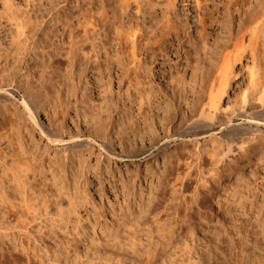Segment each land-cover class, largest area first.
<instances>
[{
	"label": "rangeland",
	"instance_id": "374dc122",
	"mask_svg": "<svg viewBox=\"0 0 264 264\" xmlns=\"http://www.w3.org/2000/svg\"><path fill=\"white\" fill-rule=\"evenodd\" d=\"M113 1L107 20L140 21L141 46H154L141 97L129 43L101 34L110 74L48 56L42 73L35 24L50 0H0V264H264V29L248 26L264 0ZM229 65L214 121L246 131L221 166V132L197 150L175 134ZM30 113L63 143L48 146Z\"/></svg>",
	"mask_w": 264,
	"mask_h": 264
},
{
	"label": "bare ground",
	"instance_id": "6f19581e",
	"mask_svg": "<svg viewBox=\"0 0 264 264\" xmlns=\"http://www.w3.org/2000/svg\"><path fill=\"white\" fill-rule=\"evenodd\" d=\"M68 1L69 0H50L49 5L44 9L45 12L42 13V21L38 25L35 24V26H37L36 27V33L39 36V41H38V43L40 45L39 46V53L42 56V58H41L42 64L41 65L43 67L40 65L43 68V69L41 68L42 69V73H45V71H46V69L48 67L47 66L48 63L46 64V59H45V57L48 56L49 60L50 59H57L56 61H58V60L60 61V58H62L61 60L63 62H65L67 65L71 66V67H75L77 64L81 65L82 71H85L89 67H92L93 70L94 69L98 70L99 72H97V73L101 74L102 73L101 66H103V68H105L104 70H107L108 74H110L112 72V70H111L112 69V65L111 64H113V63L107 57L101 58V56L99 55V52L101 51L100 50L101 48H105L104 46H107V43H106V41H104L103 36H109L110 37V34L113 33L114 37L118 40V42L121 45L124 46L126 43H129V46L131 48L133 64H135L134 68H136V75H137L136 78H137V84H138V85L136 84V86H137L136 90H137V93L141 97L142 92H143L142 91L143 89H142V86H141V84H142L141 83V77L143 79V75H142V66H143L142 65L143 64V56L142 55H143V51H144L143 47H146L145 48V54L147 55V53H148L149 56H150L149 52L150 51L152 52V49L154 48V46H150V45L147 46V44H145V46H141L140 40L138 39V37H140L139 34L143 31L141 22L140 21L136 22V28L135 29H132V30L130 29L128 31H125L124 28H123V22H119L118 23L116 21V19H115L116 17H115V13L114 12H113V14L111 16L113 19L112 20H109V19L107 20L104 10L107 9L106 6H107V2L109 0H101L102 1L101 9H99V8L93 9V6L95 4V0H75L76 1L75 5H72L69 8H66L65 5L68 4ZM89 1L91 3V6L88 3ZM110 1H113V0H110ZM117 1H120V0H116V2ZM86 4H88L89 7ZM85 5H86V7H85ZM120 7H121V5L118 4V8H120ZM116 8H117V6H116ZM73 9H75V11H73ZM73 17H76L78 22H79L78 24L80 26H82L81 31L84 34H83V39H81L80 41H78V40L75 41V38L77 36L76 37L73 36L74 35V30H75L73 22H71ZM248 26H251V28H250L251 30L250 31H251L252 34L256 33L259 29L260 30L264 29L263 28L264 27V4H262L250 16V18L248 20ZM67 30H69L70 34L72 33L73 37H72V39L71 38L69 39V37H70L69 36L68 37L69 45L68 46H64L66 44L65 38H66V31ZM241 30H243V29H241ZM263 31H260V32H263ZM101 34H103V36H101ZM174 34H175V36L177 38L179 37V29L178 28H175ZM261 36H264V35L261 34ZM89 38H92L90 40L91 47L89 49H85L86 46H84V43H79V42H82V41L86 42ZM49 41H50V46H48ZM30 47L31 46H29L28 48H30ZM158 47H167V46H158ZM28 48L26 46H20L19 47V50H20L19 54H23V52L27 51L26 49H28ZM237 55H238V57L240 56V54H237ZM239 58H241V57H239ZM22 60H24V59H22ZM228 68H227V70H225L223 76L221 75L222 78L217 83V86H216V83L214 85L211 84L210 89L209 90L207 89L208 90V94L205 96V98H202V96H201L200 100H199L200 97H198V100L196 99L197 100V102H196L197 104H195L194 108L192 109V115L190 114L191 115V117H190L191 119H189V116H188L189 114L186 115V116H188L187 117L188 121L187 120L185 121V127L182 128L176 134L174 133L176 136H178V138L180 137L181 139H183V142L185 141V143L187 142V139H189V141L193 142V143H190V142L189 143L191 145L195 146L196 150H197L200 137H205V136H208V135H211V134L214 135L213 133H218L219 134L221 132V135L218 136L220 138L219 141H221L222 143L224 142V143L228 144L227 147H225V149L224 148H220L219 150H221V151H219V150L217 151V152H220V153H216L217 154L216 155V157H217L216 158V163H218L219 165L221 164V166H222V164L229 163L234 158V155L236 153L235 152L236 149H239V150L243 149V148H241V147H243L241 145H239V147H236V149H235V146L233 148L230 145L231 143H229V142H232V141L236 143V141L232 140L233 136L235 134L234 132H236L238 130H241L242 127H237L236 125L234 126L230 121H228V122L226 121V123L225 122L224 123H220V122L218 123V122L214 121V116L217 115L216 113H217V110L219 109L218 108L219 106L217 104H218V102L220 100V97H221V93H218L215 90H216V87H218L220 91L223 90L221 88L223 86H225L226 83L230 80L229 77L232 76V75L231 76L228 75V73L230 72V65L228 66ZM4 77H5V75H4ZM3 80H4V78H3ZM256 80H258V79H256ZM252 82H253V84L251 83L252 84V89H250V90L254 89V91L255 92L257 91L256 93H258V95H259L258 90L260 89L261 86L263 87V84L259 87V85L261 83L260 84L258 83L259 85H257V83L255 81H252ZM6 84H7V82H6ZM219 86H222V87L220 88ZM257 87H259V88H257ZM263 90H264V88H262V90L261 91L259 90V91L262 92ZM252 93H250V94H252ZM262 96H264V91H263V93H261L257 97V99L259 98V101L261 100L262 103H263L262 112L260 110L259 111L261 113H263V115H264V98ZM247 100L249 102V100H251V99H247ZM10 101H11V99H10ZM11 104H12V102H11ZM246 106H248V105H246ZM244 111H245V107H242V109L239 111V115L240 116L243 115ZM221 113H222V111H221ZM28 114H29V112H28ZM36 115L38 116L37 113H36ZM225 115H227V114H225ZM38 117H35V115H33V113L32 114L30 113V115H29V118L32 121L33 125L39 127L40 133L43 135V138L46 140V143L48 144V146H50V145H58L59 142L63 143V141H60L59 138H57L55 135L51 134L52 132L50 133V132L45 130V128L43 126V123L40 122V119H38ZM225 119H227V118H225ZM26 126H27V124H26ZM242 129H244V128H242ZM244 130L246 131V129H244ZM171 132H173V131H171ZM238 133L241 134V131L238 132ZM211 137H213V136H211ZM236 137H234V138H236ZM235 140H237V139H235ZM238 140L240 141L241 139H238ZM6 141H7V139H6ZM84 142H86V141L85 140L81 141L80 145L84 144ZM6 143L8 144V145L6 144L7 147H9V149H12V148H10V147L13 146L12 139L8 140ZM86 143H88V142H86ZM222 143H220L221 146H223ZM168 144L169 143H168V140H167V141L161 142L158 146L156 145L157 147L156 146L155 147L156 148H160V149H164L165 147H167ZM226 144H225V146H226ZM232 144H234V143H232ZM234 145H236V144H234ZM188 146H189V144H188ZM104 148L109 149L108 146H106V145H105ZM110 148L112 149L111 146H110ZM193 148L194 147H192V149ZM214 148L215 147H213V150H215ZM217 148H218V145H217ZM148 152H150V150H148L147 152L145 151L142 154L140 153L141 155L137 154L136 157L139 156V155L140 156L148 155L147 154ZM151 152H152V150H151ZM196 152L197 151H195V155H196ZM214 152H216V151H214ZM64 155H66V154L64 153ZM125 156H127V155H123V157H125ZM23 157H25V156H23Z\"/></svg>",
	"mask_w": 264,
	"mask_h": 264
}]
</instances>
